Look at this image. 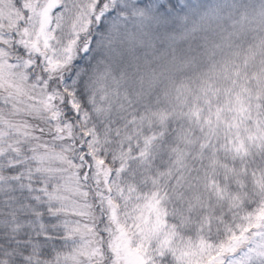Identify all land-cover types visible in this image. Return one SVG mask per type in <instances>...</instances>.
I'll use <instances>...</instances> for the list:
<instances>
[{"label":"snow or ice","instance_id":"6c2138e0","mask_svg":"<svg viewBox=\"0 0 264 264\" xmlns=\"http://www.w3.org/2000/svg\"><path fill=\"white\" fill-rule=\"evenodd\" d=\"M0 264H264V0H0Z\"/></svg>","mask_w":264,"mask_h":264}]
</instances>
